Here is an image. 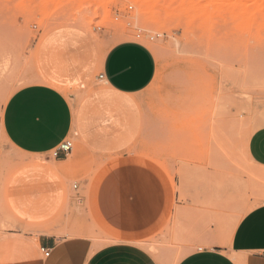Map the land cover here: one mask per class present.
Returning <instances> with one entry per match:
<instances>
[{
	"label": "rangeland",
	"instance_id": "obj_1",
	"mask_svg": "<svg viewBox=\"0 0 264 264\" xmlns=\"http://www.w3.org/2000/svg\"><path fill=\"white\" fill-rule=\"evenodd\" d=\"M60 29L75 36L74 47H85L86 36L101 53L143 43L157 72L138 98L141 135L125 156L80 157L71 138L60 172L75 203L52 225L96 248L111 243L116 236L97 212L98 186L113 167L138 163L168 191L164 215L139 240L160 264L226 247L243 216L264 203V169L247 150L264 126V0H0V109L17 89L39 83L41 45ZM30 164L0 133V235L32 230L6 204L9 181Z\"/></svg>",
	"mask_w": 264,
	"mask_h": 264
},
{
	"label": "crops",
	"instance_id": "obj_2",
	"mask_svg": "<svg viewBox=\"0 0 264 264\" xmlns=\"http://www.w3.org/2000/svg\"><path fill=\"white\" fill-rule=\"evenodd\" d=\"M77 44L75 36L62 29L45 38L39 83L20 87L0 109V133L34 162L11 179L6 190L9 211L32 230L0 235V264H160L139 242L155 228L168 204L163 180L148 166L122 163L100 181L96 207L116 236L111 243L96 248L84 235H63L52 225L75 200L68 201L60 172L67 158L53 159L51 151L74 139L80 157L85 152L125 156L141 135L138 98L157 72L155 54L143 43L124 41L102 53L86 36L85 47H74ZM74 91L77 96L71 95ZM247 150L253 163L264 169V126L251 134ZM177 264H264V203L243 216L226 247L195 251Z\"/></svg>",
	"mask_w": 264,
	"mask_h": 264
},
{
	"label": "built area",
	"instance_id": "obj_3",
	"mask_svg": "<svg viewBox=\"0 0 264 264\" xmlns=\"http://www.w3.org/2000/svg\"><path fill=\"white\" fill-rule=\"evenodd\" d=\"M138 37H140V36L138 35ZM157 37H160V36L157 35ZM151 39L153 40V38H151ZM102 77L103 76H100V78H102ZM73 149H74V142L72 140H66L60 146H58L57 148L52 150L50 155L53 158H61L63 156H67L70 153H72ZM74 188L77 190L78 189V185H75ZM46 255H49V252H46Z\"/></svg>",
	"mask_w": 264,
	"mask_h": 264
},
{
	"label": "bare ground",
	"instance_id": "obj_4",
	"mask_svg": "<svg viewBox=\"0 0 264 264\" xmlns=\"http://www.w3.org/2000/svg\"><path fill=\"white\" fill-rule=\"evenodd\" d=\"M179 260H180V259H179ZM179 260H178V262H179ZM178 262H177V263H178ZM177 263H176V264H177Z\"/></svg>",
	"mask_w": 264,
	"mask_h": 264
}]
</instances>
